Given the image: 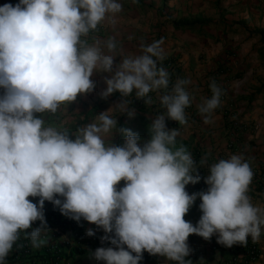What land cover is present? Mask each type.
I'll list each match as a JSON object with an SVG mask.
<instances>
[{
	"label": "clouds",
	"instance_id": "1",
	"mask_svg": "<svg viewBox=\"0 0 264 264\" xmlns=\"http://www.w3.org/2000/svg\"><path fill=\"white\" fill-rule=\"evenodd\" d=\"M122 9L118 0H19L0 6V264L12 258L21 233L31 240L33 264L41 263L33 252L46 242L45 201L77 222L83 218L99 227L86 235L93 236L92 255L105 264H140L145 251L186 264L191 234L246 247L249 237L258 243L264 233V206L248 195L254 173L242 155L211 164L207 190L186 191L201 180L200 168L185 145L176 147L180 132L167 128L166 118L188 123L191 80L177 78L160 94L169 87V73L158 66L163 39L141 43L138 54L118 55L115 37L86 39L105 22L115 27ZM94 72L111 73L101 95L106 99L119 91L120 101L74 135L45 126L39 114H55L92 92ZM210 89L211 97L197 106L205 123L221 103L215 81ZM150 92L159 95L166 114L151 120L150 139L141 145L142 138L112 113L133 117L128 97L134 93L151 105ZM114 128L124 137L121 145L105 142ZM200 163L207 166V156ZM197 197L202 214L194 225L185 216ZM36 221L39 226L32 227ZM102 230L101 240L115 247L96 248Z\"/></svg>",
	"mask_w": 264,
	"mask_h": 264
},
{
	"label": "crops",
	"instance_id": "2",
	"mask_svg": "<svg viewBox=\"0 0 264 264\" xmlns=\"http://www.w3.org/2000/svg\"><path fill=\"white\" fill-rule=\"evenodd\" d=\"M118 2L123 9L117 14L118 22L115 27L105 22L98 26L97 31L89 33L86 39L92 43L93 37H115L117 49L114 54L117 55L121 51L124 54H138L141 43L150 44L163 39V58L173 59L178 70L168 89H162L160 94L170 91L177 78L191 80V84L187 86L191 104L185 109L188 123L180 125L175 121L172 125L170 121H166L167 128H176L180 132L176 138V147L185 145L196 160L195 167L200 168L198 171L201 180L196 184L186 185V191L192 194L207 190L204 177L210 174V165L219 159H228L233 154L247 159L254 174L264 172V0ZM120 59L119 56L115 57V62L118 63ZM219 69L224 73L216 75ZM106 78H111V73L94 72L91 79L95 82V89L92 92L80 94L74 102L61 105L55 114H39L44 119L45 126L66 129L69 135H74L79 127L98 122V114L121 99L119 91L106 99L102 97V92L107 88ZM212 81L217 85H224L231 93V102L220 99V106L211 114V123H205L197 106L202 103L203 98L211 97ZM149 95L152 97L151 105L144 102L137 105L134 93L128 97L131 100L130 108L135 110L133 117L120 114L118 110L112 113L120 126L131 129L142 138L141 145L150 139L151 120L164 114L159 95L155 92H150ZM123 141V135L118 134L115 128L107 134L105 140L106 144L116 145H121ZM205 156L208 165L204 167L200 161ZM252 182L248 195L253 204L264 206V191L253 187ZM121 184L122 181L118 188ZM29 199L33 202L38 200L32 197ZM200 202L197 197L185 216L194 225L202 214ZM80 224L79 231L84 234L88 229L95 233L99 229L83 218ZM73 238L75 241L76 237ZM92 240L93 236L87 235L81 240L84 249V255L81 256L90 261L95 258L90 244ZM187 242L191 252L185 257L186 264H264V233L256 243L258 257L247 263L232 261L228 249L217 242L216 235L206 240L197 234H191ZM68 258L65 264H68ZM142 260L140 264H177L164 256L146 252Z\"/></svg>",
	"mask_w": 264,
	"mask_h": 264
},
{
	"label": "built area",
	"instance_id": "3",
	"mask_svg": "<svg viewBox=\"0 0 264 264\" xmlns=\"http://www.w3.org/2000/svg\"><path fill=\"white\" fill-rule=\"evenodd\" d=\"M216 72H217L216 75L218 73H224L223 70H220V69L217 70ZM217 86L222 90V95L220 99L231 102V97H230L231 93L225 89L222 83H219ZM135 103L137 105H141L143 103V99L136 98ZM164 110H165L164 113H166L165 108ZM170 122L172 125L174 124V120H170ZM244 160H246L249 163L247 159H244ZM254 175L255 177L253 178V182L255 184L257 183L261 187V190L264 191V172L259 171V172H256ZM44 211H45V218L47 220L49 229L41 233V238L42 239L45 238L44 240L46 242L42 244L40 247H42V249L46 250L47 252L51 251L52 253L51 257L53 256V253H57L56 257H58L57 259V263H58L62 261L63 259L62 252L63 253L66 252L69 249V247H82L81 240H83V237L86 236V234L78 231V226L80 224V221L77 222L76 220L63 215L60 212L59 207L55 206L53 203L49 201H45ZM39 224H40V221H36L33 223L32 227H37L39 226ZM102 231L100 232L98 236L99 238H98V242H97L98 244L96 248L97 247H109V246L113 247L114 245H111L110 241L101 240V237L105 235L104 231L103 232ZM72 234H76V236ZM73 237H76L75 241ZM31 244H32L31 240L25 239L24 234L21 233V238L17 241V245H19V247L14 245V248L8 257L14 258L16 261L19 262V264L23 263V261H21L20 259L21 258L20 256H23V255H26L27 258L30 257L32 260H34L35 257L31 255L32 254ZM226 248L229 251L230 259L232 261H237L239 263L240 262L247 263V262L254 261L258 257V254H259L258 246L256 245V243L252 242L250 237L248 239V243L246 247L240 244H236V245H233L232 247H226ZM51 257L48 256L47 260L48 261L52 260Z\"/></svg>",
	"mask_w": 264,
	"mask_h": 264
},
{
	"label": "trees",
	"instance_id": "4",
	"mask_svg": "<svg viewBox=\"0 0 264 264\" xmlns=\"http://www.w3.org/2000/svg\"><path fill=\"white\" fill-rule=\"evenodd\" d=\"M18 2H19V0H0V6L4 5L6 3H10V4L15 5ZM158 66L163 67L164 69L167 70V72L169 73V84H170L172 82L173 76L175 75V73L178 70L177 67L175 66V62L170 57H166V58H163L162 60L158 61ZM2 92H3V89H0V93H2ZM163 111L165 112L164 108H163ZM164 114H166V113H164ZM170 120L171 119L166 118L167 122ZM192 157H193V155H192ZM195 162H196V160H195ZM252 184H253L252 185L253 187L257 188L258 190H261V187L257 183L255 184L254 182H252ZM78 228H81V227H78ZM83 251H84V249L82 247H69L68 252H64V253L62 252V255L65 256V258H68V257L74 255L75 253L81 254V253H83ZM145 252L148 253L147 251H145ZM33 253H35V255H37V259H39L42 264H56L57 263V259H58V257H56L57 253H53L52 257H51V254H52L51 251L47 252L44 249H42V250L35 249V251ZM48 256L51 257L52 260L47 261ZM20 257H21L20 258L21 261H23L26 258L25 255L20 256ZM20 259H18V260H20ZM27 260L29 261V264H33L32 259H27ZM9 261L13 262L14 264H19V262L16 261L14 258H9V260H7L6 262H9Z\"/></svg>",
	"mask_w": 264,
	"mask_h": 264
},
{
	"label": "rangeland",
	"instance_id": "5",
	"mask_svg": "<svg viewBox=\"0 0 264 264\" xmlns=\"http://www.w3.org/2000/svg\"><path fill=\"white\" fill-rule=\"evenodd\" d=\"M123 185H124V181H122L121 187ZM85 253H88V252H85ZM81 255H84V253H82L80 255L75 253L74 255H72L68 258L67 263L70 264L73 261V258H75V260L71 264H104L105 263L104 261H98L95 258H94V260L90 261L89 258L82 257ZM141 261H143V260H141Z\"/></svg>",
	"mask_w": 264,
	"mask_h": 264
}]
</instances>
